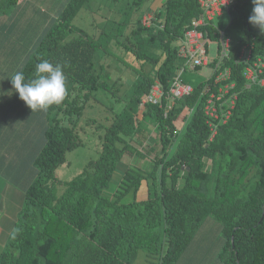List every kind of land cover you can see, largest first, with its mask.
Wrapping results in <instances>:
<instances>
[{
  "label": "trees",
  "instance_id": "1",
  "mask_svg": "<svg viewBox=\"0 0 264 264\" xmlns=\"http://www.w3.org/2000/svg\"><path fill=\"white\" fill-rule=\"evenodd\" d=\"M17 1L0 0V16ZM52 1L50 24L37 39L10 43L4 36L8 29L0 28V72L8 65L12 75L22 71L32 79L35 65L48 60L66 65L67 78L65 100L35 111V124L16 115L20 106L0 104V176L22 193L0 264H134L140 249L142 264H176L200 226L215 220L221 264H264V83L246 87L245 62L238 61L242 47H250V59L260 58L264 78V34L248 22L251 0L235 1L229 21L217 22L230 39L221 64L230 68L229 78L212 84V73L168 108L163 97L161 107L143 99L155 81L166 89L176 75V42L200 14L198 0H164L150 25L135 22L130 31L135 40L113 41L134 60L149 63L151 73L143 72L125 106L104 126L98 156L68 180L55 170L66 152L81 144L75 126L83 107L98 88L109 86L95 70L97 40L71 24L86 0ZM200 28L211 39L218 35L212 22ZM11 76L0 77V84L11 83ZM224 83L233 86L222 100L235 97L231 107L229 101L221 105L230 111L224 121L210 119L215 129L210 138L205 104ZM2 93L1 99H12ZM13 99L20 100L17 93ZM146 115L153 117V136L141 126ZM136 138L139 146L133 144ZM124 154L149 165L128 167L110 197L103 192ZM144 181L147 197L137 199ZM128 193L130 200H123Z\"/></svg>",
  "mask_w": 264,
  "mask_h": 264
},
{
  "label": "rangeland",
  "instance_id": "2",
  "mask_svg": "<svg viewBox=\"0 0 264 264\" xmlns=\"http://www.w3.org/2000/svg\"><path fill=\"white\" fill-rule=\"evenodd\" d=\"M133 1L86 0L71 20L74 27L81 28L97 40L98 46L94 55L95 70L100 72L101 78L108 83L109 89L102 90L98 88L83 107L75 126L81 144L67 151L65 162L56 168L55 175L61 180H68L79 174L88 160L95 159L98 156L100 151L99 137L103 134L104 126L125 106V102L133 93L134 86L141 79V76L144 73H151L149 63L134 60L131 54L126 53L113 42L115 40H135L136 35L130 36L131 28L135 25V22L140 21L141 24L148 26L151 24L152 12L162 9L160 0H135L136 3H133ZM34 5L45 9L49 7L46 3H37L36 1H34ZM162 16L163 12L161 13ZM228 21L229 16L224 12L222 23L226 24ZM143 40L147 41V37L144 36ZM216 44V41L209 42L210 57L215 55ZM211 74L212 69L209 66L201 65L193 69L186 67L180 72V78L182 82L196 85L198 82L208 79ZM141 126L144 133L153 136L155 129L151 115H146L141 119ZM138 141L139 138H136L133 144L139 146ZM140 148L143 147L140 145ZM173 148L174 145L171 147L170 152ZM131 157L124 154L116 164L112 179L103 192L105 195L112 197V190H115L119 182L118 175L121 176L128 167H134L133 169L147 168L148 163L144 162L146 160H140L135 155ZM208 165L209 161L207 160L205 167ZM147 187L148 185L146 186L144 182L141 183L136 193L137 199L147 197ZM11 188L20 192L15 186H11ZM61 189L60 186L58 193ZM149 189L150 194H153L150 187ZM130 198L124 197L123 200H130ZM215 221L203 223L197 230V235L193 237V241L203 239V247L207 244L208 251L203 253L201 250L199 253L198 249H195L198 242H192L176 264H213L215 262L221 242L220 225L216 221L218 227ZM217 243H219V247L215 250L213 248ZM143 262L144 251L140 249L134 264H142Z\"/></svg>",
  "mask_w": 264,
  "mask_h": 264
},
{
  "label": "built area",
  "instance_id": "3",
  "mask_svg": "<svg viewBox=\"0 0 264 264\" xmlns=\"http://www.w3.org/2000/svg\"><path fill=\"white\" fill-rule=\"evenodd\" d=\"M237 0H198L199 7L201 9L200 14L194 17L189 22V27L184 30L183 34L177 39V57L179 58L180 64L176 75L169 79L168 87L163 88L159 81H155L146 97L143 101L150 102L161 107L162 97L165 99L164 105L170 107L175 98H179L183 95L189 94L193 90V85L187 82H182L180 78V72L186 67L196 68L201 65L209 66L212 69L214 75L212 84H217L230 76V68L224 67L221 69V64L224 59L228 57L230 52V39L224 35V32L218 27L217 22L222 20L223 13L228 14L229 6ZM229 16V15H228ZM212 22L218 35L215 39H211L208 33L201 29L204 26ZM216 41L215 55L209 56V42ZM250 47L243 46L240 50L238 61H244L245 66L243 68V76L245 77V86L249 87L251 84H263L264 78L260 76L262 73L263 64L258 57L256 60H251ZM233 86V83H224L218 87L217 93L210 92L207 102L205 104V113L207 114V122L212 129L213 136L215 129L211 118L222 117L224 121L229 115L230 111L227 108L224 110L221 105H227L229 101L230 107L232 106L231 97H235L232 94L231 97L222 100L228 89ZM209 86L206 85L204 90H208ZM219 101L218 109L215 106V102ZM228 105V106H229ZM218 110L220 111L218 113Z\"/></svg>",
  "mask_w": 264,
  "mask_h": 264
},
{
  "label": "crops",
  "instance_id": "4",
  "mask_svg": "<svg viewBox=\"0 0 264 264\" xmlns=\"http://www.w3.org/2000/svg\"><path fill=\"white\" fill-rule=\"evenodd\" d=\"M34 1H36L37 3H46L48 4L49 7L47 9H45L44 7L40 8V6L34 5ZM160 1L162 4L164 0H160ZM155 2L154 4L156 5ZM52 3H53L52 0H18L16 4L11 6V8L4 15L0 16V28L8 29L7 33L4 36H9L10 43H14V42L29 43L30 41L37 39V37H39L43 29L49 26L50 24L49 10ZM12 73H13L12 69L9 68V66L7 65L5 68L1 69L0 77H9L12 75ZM0 92H6L7 95H9L8 93L11 92V95H9L8 98L9 97L12 98V99L0 98L1 100L0 104L2 106L6 107L7 103L8 104L14 103L15 105H18V107L20 106L19 112H16V115H18V117L19 116L24 117V119H26L29 122V124L36 123L37 116L34 113L35 111L32 112L31 109H29L22 100L20 101L17 99H13L16 93L12 89V85L11 83H9V81H6V83L4 84H0ZM140 160H146V159H140ZM144 162H147L149 165L148 160ZM123 174L121 176L118 175L119 182L117 183L115 190L114 191L112 190V194H111L112 196L116 195V191L120 184V180L123 177ZM144 183L147 186V183L145 181ZM11 186L13 185L8 183L6 179L0 176V251L7 237L13 230L14 222L22 203L21 191L19 192L16 189H12ZM125 197L130 198V194L128 193L127 195H125ZM200 236H202V234H200ZM193 242H198L195 249H198L199 253L201 252V250L203 253L208 251L207 244L206 246L203 247L204 245L203 239H199L198 241H193ZM218 247H219V243H217V245L214 246V248L213 247L212 248L217 250ZM215 258L216 260L213 264H218V263L221 264L218 261L217 256Z\"/></svg>",
  "mask_w": 264,
  "mask_h": 264
},
{
  "label": "clouds",
  "instance_id": "5",
  "mask_svg": "<svg viewBox=\"0 0 264 264\" xmlns=\"http://www.w3.org/2000/svg\"><path fill=\"white\" fill-rule=\"evenodd\" d=\"M252 10L248 22L264 34V0H251ZM66 65L41 60L35 65L32 79L22 71L10 77L12 89L31 111H47L52 105H60L67 96ZM11 95V92L8 93ZM0 95L4 93L0 92Z\"/></svg>",
  "mask_w": 264,
  "mask_h": 264
}]
</instances>
